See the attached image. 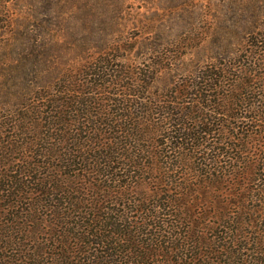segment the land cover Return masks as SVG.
<instances>
[{"label": "trees", "instance_id": "obj_1", "mask_svg": "<svg viewBox=\"0 0 264 264\" xmlns=\"http://www.w3.org/2000/svg\"><path fill=\"white\" fill-rule=\"evenodd\" d=\"M0 0V264H264V0Z\"/></svg>", "mask_w": 264, "mask_h": 264}, {"label": "rangeland", "instance_id": "obj_2", "mask_svg": "<svg viewBox=\"0 0 264 264\" xmlns=\"http://www.w3.org/2000/svg\"><path fill=\"white\" fill-rule=\"evenodd\" d=\"M196 4H198L200 6V1L199 0H194ZM127 3H134V7L138 6V2L136 0H127ZM161 3L163 4V6H165L167 3H169L170 7H174L175 11L179 10V6H178V1L177 2H173L172 0H162Z\"/></svg>", "mask_w": 264, "mask_h": 264}]
</instances>
